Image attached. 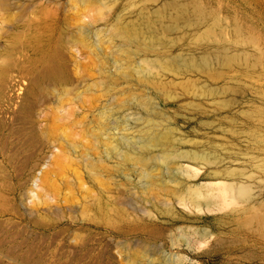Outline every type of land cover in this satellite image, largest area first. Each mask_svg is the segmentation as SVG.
<instances>
[{"label":"rangeland","instance_id":"374dc122","mask_svg":"<svg viewBox=\"0 0 264 264\" xmlns=\"http://www.w3.org/2000/svg\"><path fill=\"white\" fill-rule=\"evenodd\" d=\"M9 3L0 264H264L247 221L264 212V0ZM159 13L165 35L128 33ZM216 20L224 41L202 39ZM223 44L254 66L166 67Z\"/></svg>","mask_w":264,"mask_h":264},{"label":"bare ground","instance_id":"6f19581e","mask_svg":"<svg viewBox=\"0 0 264 264\" xmlns=\"http://www.w3.org/2000/svg\"><path fill=\"white\" fill-rule=\"evenodd\" d=\"M3 5H10L9 0H0ZM219 21L216 20V24L213 28H209L207 32L203 35L202 39L206 41L213 42H223V33L217 31V25ZM171 23L166 19L164 14L152 15L148 14L143 18L142 23L135 28L129 29L128 33L133 35L147 34L152 39H158L161 34L165 35V32L170 30ZM245 68L250 69L254 66L253 57L248 48H243V53L237 55V53H232L230 47L223 44L221 48H218L215 53H204L200 57L196 56H185L181 59H170L166 63V67L170 68L175 74L181 75L189 72L202 71L210 75L213 70H217V64L221 67H226L240 61ZM211 71V72H210ZM259 116L264 120V112L260 111ZM264 140V139H262ZM195 162L199 164L200 162L206 161L208 163H217L219 161L217 156H197L194 158ZM39 180V177L37 178ZM235 190V192H243L246 188L240 187L235 188L233 184H225L222 187V192L226 193L229 190ZM152 197L159 198V194L153 193ZM249 224L257 227L260 230L264 229V212L260 209L254 208L251 210L249 217L247 218Z\"/></svg>","mask_w":264,"mask_h":264}]
</instances>
